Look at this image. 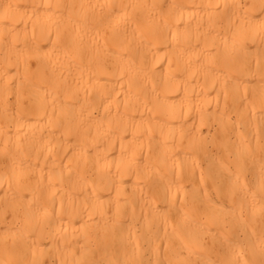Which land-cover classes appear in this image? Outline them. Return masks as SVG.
Wrapping results in <instances>:
<instances>
[{"label":"bare ground","instance_id":"6f19581e","mask_svg":"<svg viewBox=\"0 0 264 264\" xmlns=\"http://www.w3.org/2000/svg\"><path fill=\"white\" fill-rule=\"evenodd\" d=\"M0 264H264V0H0Z\"/></svg>","mask_w":264,"mask_h":264}]
</instances>
